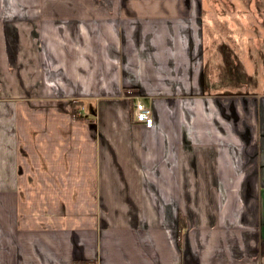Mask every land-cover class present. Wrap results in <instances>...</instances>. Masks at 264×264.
<instances>
[{
	"label": "crops",
	"instance_id": "crops-1",
	"mask_svg": "<svg viewBox=\"0 0 264 264\" xmlns=\"http://www.w3.org/2000/svg\"><path fill=\"white\" fill-rule=\"evenodd\" d=\"M201 9L0 0V264H264V96Z\"/></svg>",
	"mask_w": 264,
	"mask_h": 264
},
{
	"label": "rangeland",
	"instance_id": "rangeland-1",
	"mask_svg": "<svg viewBox=\"0 0 264 264\" xmlns=\"http://www.w3.org/2000/svg\"><path fill=\"white\" fill-rule=\"evenodd\" d=\"M200 1L212 73L264 96V0Z\"/></svg>",
	"mask_w": 264,
	"mask_h": 264
},
{
	"label": "built area",
	"instance_id": "built-area-1",
	"mask_svg": "<svg viewBox=\"0 0 264 264\" xmlns=\"http://www.w3.org/2000/svg\"><path fill=\"white\" fill-rule=\"evenodd\" d=\"M133 118L136 122L150 128L153 123L152 110L141 100H136L133 104Z\"/></svg>",
	"mask_w": 264,
	"mask_h": 264
}]
</instances>
